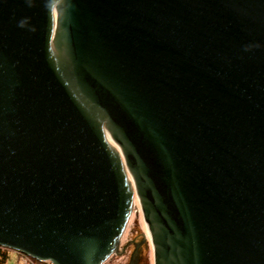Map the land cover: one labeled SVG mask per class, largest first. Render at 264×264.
Instances as JSON below:
<instances>
[{
  "label": "water",
  "instance_id": "water-1",
  "mask_svg": "<svg viewBox=\"0 0 264 264\" xmlns=\"http://www.w3.org/2000/svg\"><path fill=\"white\" fill-rule=\"evenodd\" d=\"M125 166L155 264H264V0H0V247L103 264Z\"/></svg>",
  "mask_w": 264,
  "mask_h": 264
},
{
  "label": "rangeland",
  "instance_id": "rangeland-1",
  "mask_svg": "<svg viewBox=\"0 0 264 264\" xmlns=\"http://www.w3.org/2000/svg\"><path fill=\"white\" fill-rule=\"evenodd\" d=\"M110 142L121 152V148L116 142L112 139H110ZM128 176L132 178L129 172ZM147 231L148 227L144 218L141 203L135 192L133 210L121 236L120 248L103 264H130V252L132 247L128 246L127 249H125V247H127L131 240H137L142 247L138 255L139 264H155L154 246L151 238H148L147 236ZM9 264H25V262L16 252L11 251Z\"/></svg>",
  "mask_w": 264,
  "mask_h": 264
},
{
  "label": "built area",
  "instance_id": "built-area-1",
  "mask_svg": "<svg viewBox=\"0 0 264 264\" xmlns=\"http://www.w3.org/2000/svg\"><path fill=\"white\" fill-rule=\"evenodd\" d=\"M11 249L0 247V264H9L10 256H11ZM16 252V251H14ZM20 257L23 258L25 264H52L51 262H40L37 261L30 256L24 255L22 253L16 252Z\"/></svg>",
  "mask_w": 264,
  "mask_h": 264
},
{
  "label": "flooded vegetation",
  "instance_id": "flooded-vegetation-1",
  "mask_svg": "<svg viewBox=\"0 0 264 264\" xmlns=\"http://www.w3.org/2000/svg\"><path fill=\"white\" fill-rule=\"evenodd\" d=\"M128 246L132 247L130 252V264H139L138 255L140 249L142 248L140 243L137 240H131V242L128 243L126 249L128 248Z\"/></svg>",
  "mask_w": 264,
  "mask_h": 264
},
{
  "label": "bare ground",
  "instance_id": "bare-ground-1",
  "mask_svg": "<svg viewBox=\"0 0 264 264\" xmlns=\"http://www.w3.org/2000/svg\"><path fill=\"white\" fill-rule=\"evenodd\" d=\"M106 138L110 141V139H111V137H110V135H109V133L106 131ZM125 171H126V173L128 174V172L130 173V171L128 170V168H127V166H125ZM132 176V175H131ZM128 179H129V182L132 184V188H133V190H134V192H135V185H134V181L132 180L133 179V177L131 178L130 176H128ZM136 205V204H135ZM132 210H133V208H132ZM146 224H147V227H148V231H147V236H148V238H151V231H150V227H149V224L146 222Z\"/></svg>",
  "mask_w": 264,
  "mask_h": 264
}]
</instances>
